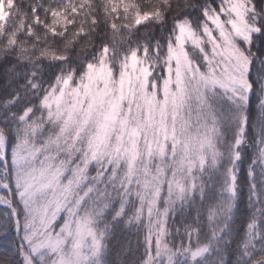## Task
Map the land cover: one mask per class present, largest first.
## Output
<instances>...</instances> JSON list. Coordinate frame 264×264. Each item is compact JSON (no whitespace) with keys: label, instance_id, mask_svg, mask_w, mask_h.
Listing matches in <instances>:
<instances>
[{"label":"snow or ice","instance_id":"obj_1","mask_svg":"<svg viewBox=\"0 0 264 264\" xmlns=\"http://www.w3.org/2000/svg\"><path fill=\"white\" fill-rule=\"evenodd\" d=\"M0 264H264V0H0Z\"/></svg>","mask_w":264,"mask_h":264}]
</instances>
